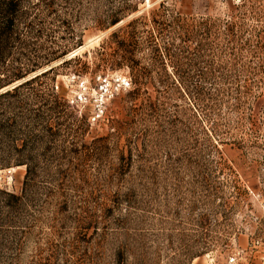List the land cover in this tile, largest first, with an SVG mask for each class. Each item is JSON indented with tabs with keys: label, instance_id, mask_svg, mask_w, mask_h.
I'll return each mask as SVG.
<instances>
[{
	"label": "rangeland",
	"instance_id": "rangeland-1",
	"mask_svg": "<svg viewBox=\"0 0 264 264\" xmlns=\"http://www.w3.org/2000/svg\"><path fill=\"white\" fill-rule=\"evenodd\" d=\"M162 1L142 0L119 25L88 30L69 55L88 53L71 65L83 74L57 78L89 130L70 145L80 153L56 163L70 173L64 182L52 180L65 199L54 198L42 217V236L51 243L42 264H110L115 252L117 264H208V255L226 264L235 250L242 251L239 264H264V0L166 4L187 30H199L177 45L200 56L189 68L214 73L210 100H189L158 82L136 91L127 68L104 62L116 47L111 33L134 18L140 36L154 29L167 36L166 25L151 22ZM95 62L103 67L95 71ZM119 76L131 86L120 87ZM97 138L105 147L94 157L89 146ZM131 149L132 171L124 177L122 156ZM24 174L0 172V185L19 193ZM130 190V203L112 211Z\"/></svg>",
	"mask_w": 264,
	"mask_h": 264
},
{
	"label": "trees",
	"instance_id": "trees-1",
	"mask_svg": "<svg viewBox=\"0 0 264 264\" xmlns=\"http://www.w3.org/2000/svg\"><path fill=\"white\" fill-rule=\"evenodd\" d=\"M141 1L0 0V172L25 169L19 193L0 185V264H42L43 248L51 244L42 236V217L53 209L54 198L65 199L62 190L55 194L52 180L59 176L64 182L70 173L56 163L80 153L71 147L74 138L89 130L87 117H79L57 89L59 75L83 74L71 65L88 53L69 55L84 45L88 30L105 32L119 25L139 10ZM168 1L160 2L151 19L153 25L167 26V36L155 29L140 36V19L134 18L111 33L116 47L103 61L111 69L127 68L136 91L158 82L189 100H210L213 94L206 85L214 73L189 68L200 56L192 58L177 45L198 38L199 30H187L166 7ZM95 66L97 71L103 64ZM79 120L83 124L75 125ZM104 147L100 138L89 146L94 157ZM128 154L123 152L120 167L124 177L132 171V149ZM130 194L119 195L111 210L130 203ZM31 246L35 253L29 256ZM117 255L110 264H117Z\"/></svg>",
	"mask_w": 264,
	"mask_h": 264
},
{
	"label": "built area",
	"instance_id": "built-area-1",
	"mask_svg": "<svg viewBox=\"0 0 264 264\" xmlns=\"http://www.w3.org/2000/svg\"><path fill=\"white\" fill-rule=\"evenodd\" d=\"M118 85L120 87H129L131 86V81L123 76H119L117 78ZM103 90L106 94H109L111 92V87H109L107 80H104L103 84ZM103 101V100H102ZM242 257V251L241 250H235L228 256V260L226 264H239L240 258ZM208 264H219L217 262V258L213 255H208Z\"/></svg>",
	"mask_w": 264,
	"mask_h": 264
},
{
	"label": "water",
	"instance_id": "water-1",
	"mask_svg": "<svg viewBox=\"0 0 264 264\" xmlns=\"http://www.w3.org/2000/svg\"><path fill=\"white\" fill-rule=\"evenodd\" d=\"M76 51H78V50H76ZM76 51H75V52H76Z\"/></svg>",
	"mask_w": 264,
	"mask_h": 264
},
{
	"label": "bare ground",
	"instance_id": "bare-ground-1",
	"mask_svg": "<svg viewBox=\"0 0 264 264\" xmlns=\"http://www.w3.org/2000/svg\"><path fill=\"white\" fill-rule=\"evenodd\" d=\"M75 54V53H74ZM73 55V54H72Z\"/></svg>",
	"mask_w": 264,
	"mask_h": 264
}]
</instances>
